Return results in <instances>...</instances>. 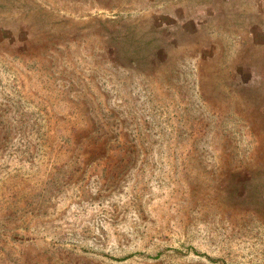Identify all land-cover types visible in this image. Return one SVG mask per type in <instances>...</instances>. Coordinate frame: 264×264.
I'll return each instance as SVG.
<instances>
[{
  "label": "rangeland",
  "instance_id": "1",
  "mask_svg": "<svg viewBox=\"0 0 264 264\" xmlns=\"http://www.w3.org/2000/svg\"><path fill=\"white\" fill-rule=\"evenodd\" d=\"M0 264H264V0H0Z\"/></svg>",
  "mask_w": 264,
  "mask_h": 264
}]
</instances>
